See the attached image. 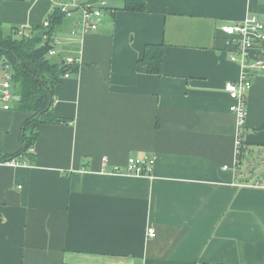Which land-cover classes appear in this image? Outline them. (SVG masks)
I'll use <instances>...</instances> for the list:
<instances>
[{"label": "crops", "instance_id": "obj_1", "mask_svg": "<svg viewBox=\"0 0 264 264\" xmlns=\"http://www.w3.org/2000/svg\"><path fill=\"white\" fill-rule=\"evenodd\" d=\"M106 1L97 32L72 35L67 19L55 33L51 59L79 63L52 108L68 123L41 125L34 165H0V264H264V73H252L239 157L225 86L242 68L220 29L264 23V0ZM55 6L0 0V26L41 28ZM147 44H164L159 75L137 69ZM263 57L256 42L251 62ZM3 106L0 161L22 149L30 116ZM130 158L151 173L128 174Z\"/></svg>", "mask_w": 264, "mask_h": 264}, {"label": "trees", "instance_id": "obj_2", "mask_svg": "<svg viewBox=\"0 0 264 264\" xmlns=\"http://www.w3.org/2000/svg\"><path fill=\"white\" fill-rule=\"evenodd\" d=\"M123 10L130 12H145L146 6L142 0H122ZM108 3V2H107ZM107 11L110 10L107 4ZM51 28L49 34L56 36L57 28L67 19L59 7H55L49 19ZM20 28H13L6 33L0 26V54L6 57L13 71L14 93L20 100L14 101V110L27 112L30 116L26 119L21 136L22 149L8 158L23 156L25 161L34 165L36 154L29 153L40 137L41 125H63L67 120L57 118L53 113L56 89L62 84V78L69 70L64 62H55L49 56L54 48L53 40H43L41 36L34 35L41 28L25 30V37H17ZM164 44H147L143 57L138 61L137 69L140 73L159 75L162 70ZM74 76L79 68H75ZM241 156L245 153V144L241 140ZM239 155V157H241Z\"/></svg>", "mask_w": 264, "mask_h": 264}, {"label": "built area", "instance_id": "obj_3", "mask_svg": "<svg viewBox=\"0 0 264 264\" xmlns=\"http://www.w3.org/2000/svg\"><path fill=\"white\" fill-rule=\"evenodd\" d=\"M55 7H59L61 13L68 20L73 22V29L71 31L72 35H79L81 37L87 34L97 32L108 12L106 9V0H68V1H58ZM43 30L40 31V35L43 40H53V44L57 45L59 43L58 38L52 37L49 34L51 28L50 20H46L43 23ZM222 33L229 38H235L237 40V51L239 53V58L232 57L233 61H239L242 68V75L239 80L227 82L225 89L229 94L233 104L230 107V111L234 113L238 118L239 124V141L238 145V156L241 154V136L245 127V122L247 118V104H248V94L252 88V73H264V57L251 62V53L254 50L256 42L264 41V23L259 20L257 16H252L246 18L242 21L234 23H225L220 26ZM35 36L37 34H34ZM18 37H24L25 32L20 29L17 32ZM57 51L53 48L50 51V56H57ZM66 65L69 66V70L66 72L64 78H70L74 76L75 68H78L79 63L76 60H69ZM0 77L1 90H0V100L4 103L3 109L10 110L11 103L15 101L16 95L14 93V79L12 74V66L7 58L1 56L0 64ZM103 163L106 166L108 164V159L103 158ZM29 164L25 161L23 156L10 158L5 161H0V165H7L10 167H20ZM152 160H141L137 158H130L125 169L128 174L134 176H146L152 171ZM225 169H228L225 166ZM106 172V169H103ZM113 174L122 173V169L118 166L114 167L111 171ZM150 238L156 237V232L154 229L148 230Z\"/></svg>", "mask_w": 264, "mask_h": 264}, {"label": "bare ground", "instance_id": "obj_4", "mask_svg": "<svg viewBox=\"0 0 264 264\" xmlns=\"http://www.w3.org/2000/svg\"><path fill=\"white\" fill-rule=\"evenodd\" d=\"M23 31H24V30H23ZM24 32H25V31H24ZM25 36H26V33H25ZM25 36H24V37H25ZM54 37L57 38V36H54ZM44 41H45V40H44ZM52 42H53V41H52ZM57 45H58V44H57ZM57 45H54V44H53V46H54L55 49L57 48ZM49 56H50V52H49ZM50 57H52V56H50ZM65 74H66V73H65ZM64 76H65V75H64ZM64 76H63L62 79H65ZM29 153H33V149H32V148L29 150Z\"/></svg>", "mask_w": 264, "mask_h": 264}, {"label": "rangeland", "instance_id": "obj_5", "mask_svg": "<svg viewBox=\"0 0 264 264\" xmlns=\"http://www.w3.org/2000/svg\"><path fill=\"white\" fill-rule=\"evenodd\" d=\"M22 30H24V29H22ZM26 34H27V32H25ZM18 37V36H17ZM19 38H22V37H19ZM1 55V54H0ZM2 56V55H1ZM4 57V56H3ZM6 58V57H5ZM9 61V60H8ZM13 103V102H12ZM32 149H33V147H32Z\"/></svg>", "mask_w": 264, "mask_h": 264}, {"label": "water", "instance_id": "obj_6", "mask_svg": "<svg viewBox=\"0 0 264 264\" xmlns=\"http://www.w3.org/2000/svg\"><path fill=\"white\" fill-rule=\"evenodd\" d=\"M15 100H20V97H17Z\"/></svg>", "mask_w": 264, "mask_h": 264}]
</instances>
